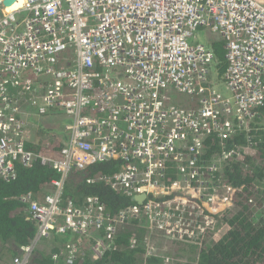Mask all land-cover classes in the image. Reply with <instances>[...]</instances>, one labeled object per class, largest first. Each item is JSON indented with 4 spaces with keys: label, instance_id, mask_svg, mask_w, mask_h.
<instances>
[{
    "label": "built area",
    "instance_id": "obj_1",
    "mask_svg": "<svg viewBox=\"0 0 264 264\" xmlns=\"http://www.w3.org/2000/svg\"><path fill=\"white\" fill-rule=\"evenodd\" d=\"M5 2L0 180L15 179L17 165L57 175L46 192L20 196L36 232L6 264H31L46 244L59 247L52 264L96 261L118 248L123 228L135 232L128 246L142 242L143 257L157 256L162 236L207 226L203 210L223 198L211 173L234 152L226 141L264 107V0H21L11 11L20 0ZM198 28L223 40L220 75L211 47L189 43ZM171 91L189 100L177 104ZM31 105L38 117H63L54 139H33ZM208 136L220 142L216 159L203 156ZM102 159L119 168L86 182L131 198L115 212L98 195L65 196L69 177Z\"/></svg>",
    "mask_w": 264,
    "mask_h": 264
},
{
    "label": "trees",
    "instance_id": "obj_2",
    "mask_svg": "<svg viewBox=\"0 0 264 264\" xmlns=\"http://www.w3.org/2000/svg\"><path fill=\"white\" fill-rule=\"evenodd\" d=\"M208 42L214 51V69L220 75L225 69L223 40L214 35ZM58 126L59 123L48 128L43 124L33 126L31 135L33 139H54ZM27 146L41 148L38 143ZM226 149H232L233 154L220 162L217 160L218 169L211 173L223 197L219 200L221 207L218 210L205 207L203 214L209 216L207 226L200 230L189 228L184 234L162 236L157 242V256L147 260L143 257L142 242L128 246L135 232L123 228L117 239L118 248L96 261L85 257L80 264H162L164 257L174 264H264V107L259 109L257 117L246 120L226 141ZM219 152V140L208 136L203 156L207 160L216 159ZM119 164L117 160L102 159L84 171H77L66 182L65 196L76 202L85 195H98L111 212L131 203V198L110 190L102 182H86V176L114 173ZM56 177L52 169L35 164L30 168L17 165L15 179L0 180V263L6 264L12 257L21 256V246L28 244L36 232V223L20 196L46 192L50 180ZM198 219V225L207 222L202 215ZM191 230L193 238L189 234ZM142 234L143 231L137 229V236ZM57 251V245L47 244L46 248L35 252L30 262L52 264L51 254Z\"/></svg>",
    "mask_w": 264,
    "mask_h": 264
},
{
    "label": "rangeland",
    "instance_id": "obj_3",
    "mask_svg": "<svg viewBox=\"0 0 264 264\" xmlns=\"http://www.w3.org/2000/svg\"><path fill=\"white\" fill-rule=\"evenodd\" d=\"M213 33H210L208 30L204 29V28H198L195 30L194 35L191 36L189 38V43H203L206 46L208 45V40L210 37L214 36L212 35ZM45 80V77H42ZM212 83L213 85H215V87L221 91H225L224 86L222 83L220 82H216L215 79H212ZM40 87L42 88V86L40 85ZM170 96L172 97V101L177 103L178 102H186L189 100V95L186 93H180L178 91H171L170 92ZM37 113V107L34 105H31V107L28 108V112L26 113V118L28 120H31L32 125L33 126H38L40 124H43V127L45 126L46 128H48L50 125H54V124H60L62 125V118L60 114H48L46 116H36ZM61 119V120H60ZM209 222V221H208ZM63 238H65V236H62ZM60 237V239L62 238ZM62 238V239H63ZM47 244L45 245L46 248ZM154 256H145L144 260H147L148 258H152ZM162 264H174L173 262H171V260H169L167 257L162 258Z\"/></svg>",
    "mask_w": 264,
    "mask_h": 264
},
{
    "label": "bare ground",
    "instance_id": "obj_4",
    "mask_svg": "<svg viewBox=\"0 0 264 264\" xmlns=\"http://www.w3.org/2000/svg\"><path fill=\"white\" fill-rule=\"evenodd\" d=\"M20 3H21V0L18 3L9 5L8 10L11 11V10L16 9L18 6H20Z\"/></svg>",
    "mask_w": 264,
    "mask_h": 264
},
{
    "label": "water",
    "instance_id": "obj_5",
    "mask_svg": "<svg viewBox=\"0 0 264 264\" xmlns=\"http://www.w3.org/2000/svg\"><path fill=\"white\" fill-rule=\"evenodd\" d=\"M11 1H12V0H6L5 3H10ZM135 198H136L137 201L141 202L142 199L144 198V195H143V194H139V195H137Z\"/></svg>",
    "mask_w": 264,
    "mask_h": 264
},
{
    "label": "crops",
    "instance_id": "obj_6",
    "mask_svg": "<svg viewBox=\"0 0 264 264\" xmlns=\"http://www.w3.org/2000/svg\"><path fill=\"white\" fill-rule=\"evenodd\" d=\"M38 253V252H37ZM35 256H36V254H35Z\"/></svg>",
    "mask_w": 264,
    "mask_h": 264
}]
</instances>
